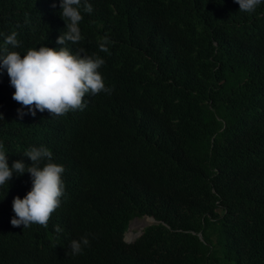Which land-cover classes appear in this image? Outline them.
Returning a JSON list of instances; mask_svg holds the SVG:
<instances>
[{
    "label": "trees",
    "instance_id": "16d2710c",
    "mask_svg": "<svg viewBox=\"0 0 264 264\" xmlns=\"http://www.w3.org/2000/svg\"><path fill=\"white\" fill-rule=\"evenodd\" d=\"M90 3L83 38L65 46L104 58L111 93L61 116L23 106L21 119L0 72L9 165L45 145L65 169L47 227L11 223L27 171L0 187V264H264V4L249 13L237 0ZM60 11V0H0V32L16 31L22 53L60 47ZM145 216L157 222L126 241ZM82 235L90 243L72 255Z\"/></svg>",
    "mask_w": 264,
    "mask_h": 264
},
{
    "label": "clouds",
    "instance_id": "9594fccd",
    "mask_svg": "<svg viewBox=\"0 0 264 264\" xmlns=\"http://www.w3.org/2000/svg\"><path fill=\"white\" fill-rule=\"evenodd\" d=\"M237 2L239 10L249 13L264 4V0ZM60 9V15L66 22V30L56 38V43L62 45L60 47L40 43L22 53L16 50L21 43L16 31L6 35L0 32L5 37L3 45H0V72L7 71L9 83L14 88L12 97L22 105L17 109L21 119L26 111L35 116L37 110H48L52 116H61L69 111L83 110L87 107L86 95L112 91L100 71L105 63L102 56L87 54L83 49L73 52L65 46L67 42L76 44L83 38L80 27L82 13H91L92 3L90 0H60ZM108 40L104 36L99 43L104 52L109 51ZM23 106H28L26 111ZM0 119H4L2 112ZM8 153L0 141V187L9 185L14 174L22 175L27 171L31 177V187L26 194L13 197L15 215L11 218L12 225L25 228L37 223L47 227L51 214L59 207L64 195V165L54 159V153L45 145H33L24 151L31 163L17 159L10 166ZM54 228L57 232L62 231L58 224ZM89 243L88 235L73 238L69 243L71 254L81 253Z\"/></svg>",
    "mask_w": 264,
    "mask_h": 264
},
{
    "label": "rangeland",
    "instance_id": "374dc122",
    "mask_svg": "<svg viewBox=\"0 0 264 264\" xmlns=\"http://www.w3.org/2000/svg\"><path fill=\"white\" fill-rule=\"evenodd\" d=\"M152 223L153 221L148 216L134 219L125 235L126 240L135 241L143 229Z\"/></svg>",
    "mask_w": 264,
    "mask_h": 264
},
{
    "label": "water",
    "instance_id": "95a60500",
    "mask_svg": "<svg viewBox=\"0 0 264 264\" xmlns=\"http://www.w3.org/2000/svg\"><path fill=\"white\" fill-rule=\"evenodd\" d=\"M150 218L153 219V223H154V222H157V220H156L155 218H153V217H150ZM135 219H136V218H135ZM142 234H143V231L140 233L139 236H141ZM200 236L203 238L202 234H200ZM125 240H126V238H125ZM126 241H128V240H126ZM128 242H131V241H128Z\"/></svg>",
    "mask_w": 264,
    "mask_h": 264
},
{
    "label": "bare ground",
    "instance_id": "6f19581e",
    "mask_svg": "<svg viewBox=\"0 0 264 264\" xmlns=\"http://www.w3.org/2000/svg\"><path fill=\"white\" fill-rule=\"evenodd\" d=\"M150 218V217H149ZM152 221H153V219L152 218H150Z\"/></svg>",
    "mask_w": 264,
    "mask_h": 264
}]
</instances>
